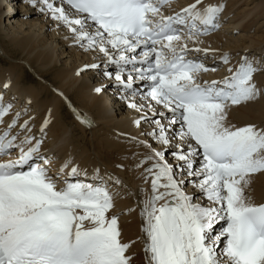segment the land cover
I'll return each instance as SVG.
<instances>
[{
	"label": "snow or ice",
	"instance_id": "1",
	"mask_svg": "<svg viewBox=\"0 0 264 264\" xmlns=\"http://www.w3.org/2000/svg\"><path fill=\"white\" fill-rule=\"evenodd\" d=\"M31 3L64 26L75 45L102 54L104 75L141 114L134 125L149 124L151 131L142 135L162 148L130 138L148 149L135 165L150 185L140 208L145 264H264V203L245 195L251 176L264 172V128L227 122L229 107L261 95L253 80L258 67L244 55L223 79L201 81V73L216 68L189 56L218 51L199 47L198 37L219 26L225 5L194 0L165 15L162 8L171 0ZM219 59L227 65L228 53ZM99 67L85 65L76 74ZM11 109L0 98V120ZM21 114L0 130V157H9L0 161V264H133L132 242H122L118 216L109 215L114 204L107 184L72 182L81 173L72 166L64 175L70 161L49 175L51 157L40 151L49 118L37 135L29 120L18 124ZM76 118L89 123L78 113ZM94 174L99 178L98 169ZM108 180L121 184L118 177Z\"/></svg>",
	"mask_w": 264,
	"mask_h": 264
},
{
	"label": "bare ground",
	"instance_id": "2",
	"mask_svg": "<svg viewBox=\"0 0 264 264\" xmlns=\"http://www.w3.org/2000/svg\"><path fill=\"white\" fill-rule=\"evenodd\" d=\"M193 1L176 0L169 9H178ZM53 2L59 6V0ZM217 3L225 5L219 16V32L214 29L210 35L198 37L199 47L218 50L207 57L198 54L216 71L200 79H219L231 65H238L244 55L260 70V64L264 66V0L203 1V4ZM224 52L229 55L227 65L219 61ZM92 63L100 67L76 74L78 69ZM113 68L108 66L107 70L113 71ZM104 71L102 54L75 45L67 29L40 12L38 4L33 6L31 0H0V92H3V102L12 105V114L7 118L20 111L18 124L29 120L33 134H37L45 117L49 118L43 152L50 150L55 157L51 161L59 160L61 165L71 162L64 175L76 166L81 174L73 177V181L81 180L83 173H87L86 179L107 184L114 204L109 215L118 216L122 242H132L128 254L133 257V264H145L140 208L150 185L143 181L141 170L135 165L148 149L130 138L145 140L157 150L162 148L150 136L142 135L151 131L149 124L134 125L133 120L141 114L127 107L122 90ZM253 80L262 90L261 95L229 107L228 124L235 127L254 124L264 128V71L254 73ZM5 83L9 84L7 89L3 87ZM97 87L102 88L99 94L94 91ZM65 98L90 120V127L73 119L65 108ZM165 155L174 163L171 152ZM97 169L99 178L94 174ZM109 175L118 177L121 184H113L108 180ZM185 190L200 195L191 184H186ZM245 195L256 205L264 201V172L251 176ZM220 228V224L215 225L214 233Z\"/></svg>",
	"mask_w": 264,
	"mask_h": 264
},
{
	"label": "rangeland",
	"instance_id": "3",
	"mask_svg": "<svg viewBox=\"0 0 264 264\" xmlns=\"http://www.w3.org/2000/svg\"><path fill=\"white\" fill-rule=\"evenodd\" d=\"M223 21H226V19H224ZM215 31H218L219 32V30H216L215 29ZM221 31V30H220ZM264 61V60H263ZM264 67V66H263ZM258 71H260V72H263L264 71V68L262 69V70H258Z\"/></svg>",
	"mask_w": 264,
	"mask_h": 264
}]
</instances>
